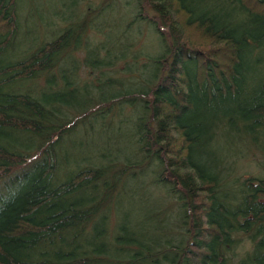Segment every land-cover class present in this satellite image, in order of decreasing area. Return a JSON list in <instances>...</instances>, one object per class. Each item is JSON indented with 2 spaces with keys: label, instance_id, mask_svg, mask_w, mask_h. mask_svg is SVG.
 <instances>
[{
  "label": "trees",
  "instance_id": "obj_1",
  "mask_svg": "<svg viewBox=\"0 0 264 264\" xmlns=\"http://www.w3.org/2000/svg\"><path fill=\"white\" fill-rule=\"evenodd\" d=\"M239 2L250 6L253 4L256 7L264 5V0H239ZM151 3L158 15L156 24L170 22L171 33L177 32V28L171 23L173 7L179 10L178 14L174 12L179 21L187 22L190 17L198 18L195 27L202 31V39L199 42L201 44L195 47L181 45V42L176 41V38L168 32L167 42L163 44L159 40L164 45L160 53L163 58L158 63V76L152 83H145L135 77L133 86L136 89L120 93L113 87L116 81L107 77L105 84L100 86L103 87V90H100L101 97L99 94L98 97L101 103L110 102L111 104L109 108L97 111L80 103L78 107L65 104L63 107L65 112H63L62 108L57 107L55 103L38 100L30 94L4 95L0 91V264L125 263L119 258L111 257V254L105 251L102 253L106 255L102 256L108 258L104 260L95 257L97 256L95 252H92L95 256L87 252V258H79L71 253V246L73 247L74 244L65 242L66 237H73L78 233L79 227L82 232H86L90 225L87 221L95 218L97 208L101 209L104 206L107 212L113 196L112 186L104 180L108 171L111 170L108 169L111 167L109 162L106 165L104 160H100L102 162L100 165L74 173V170H69L70 155L63 160V154L67 153L62 151L67 143L65 138L77 133L75 128L77 125L84 128L86 121L88 127L94 126L107 140H111V137L118 134L124 138L128 135L125 129H128L132 135L134 134L133 140L129 136V142L133 141L139 154L141 153L147 159H158L157 162L154 161L158 170H161L160 175L165 182L164 186L170 187L169 193L172 192L173 196L174 193L186 196L188 202L183 204L189 209L195 207L192 211L189 210L187 215V223L191 230H202L203 221L211 224L209 228L212 231L215 228L214 233L201 234V237L190 231L191 242L185 244L178 264H189L191 260L193 263L204 264L202 259L199 261L200 249L195 242L201 243V248L211 247L214 238L224 234L222 226L226 223L223 217L225 209L221 203L216 202L214 197V181L211 180L210 174L205 177L206 170L203 167L198 173L193 165L208 161L205 141L208 136L214 135L215 129L226 127L230 132L231 127H228V123L231 124L240 119L255 122L256 129L259 128V124L264 123V89H256L251 93H247V88L243 89L242 74L247 68L242 56L244 44L241 40H237L234 34L231 37L225 36L221 25L212 19L207 20L202 14L203 4L200 0H152ZM12 5V0L10 4H7L6 0H0V39L7 34L9 37V32L14 31L13 17H10L9 13L13 8ZM107 6H110V10L114 8L113 5L111 7L110 2ZM258 18L261 21V16ZM255 26L259 28L258 33L264 32V24L258 22ZM80 29L82 30V25ZM66 30L59 40L46 44V47L43 46L42 49H49L48 51H39L38 48L37 53L30 58L10 67L9 69L12 68L10 73H14L13 80L29 81L43 72H48L53 66L46 65L49 62L48 54L51 52L60 55L69 53L68 39H75L79 34L72 36V29ZM160 39L163 38L160 36ZM119 60H123V57ZM44 62L41 69L40 64ZM91 67L97 70L106 68L101 59H94ZM65 69L63 71H66ZM1 72L3 71L0 70V77L4 75ZM216 75L220 78L217 79ZM99 82L103 84L102 80ZM83 99V102L89 104L88 96H84ZM125 102L137 110L128 115L122 114L121 107ZM115 106H119L120 109L113 112L112 108L115 109ZM69 107L73 109V112L67 115ZM116 112L121 113L119 120L114 114ZM110 114H112L109 118L111 124L107 123V117ZM114 118L119 123H116ZM57 119L61 121L60 125ZM55 120L56 122L52 123ZM10 124L15 126L12 129L18 134L25 136L30 132L28 135H31L34 141L28 145V141L24 142L21 139L18 141L21 150L14 149L12 153L6 152L10 150L6 144L9 135L4 133V130H9ZM52 126L53 129H51ZM88 127L86 125L84 130L89 134ZM10 141L12 142L11 137ZM16 142L14 140L13 143ZM71 145L75 146L73 143ZM138 155L122 159L120 155H116V159L111 161L118 167H124L121 172L130 174L132 170L138 168L137 163L130 159L137 158ZM101 157L105 158V154L101 153ZM59 160L67 162L65 169L67 166L69 171L65 172L68 179L57 184L52 181L55 179L52 176H55V172L57 173L55 169L58 167ZM189 181L194 183L191 186L192 189ZM19 188L23 189L21 193H18ZM248 189L255 194L257 190H264V183L259 186H248ZM199 191L203 195H199L197 193ZM248 195L242 196L248 197ZM84 200L87 201L86 206H92L89 211H84L82 208ZM99 218L104 220L102 211ZM130 229L134 231V234L140 233L138 228ZM117 230L113 244L115 254L135 251L139 247L147 250L149 245L147 234L143 237L135 236L134 238L144 239L139 245H135L131 241L126 243L120 234L126 231L123 224ZM102 231V227H96L94 238H103ZM74 232L76 233L72 234ZM122 240L124 243L120 246L119 243ZM36 245L42 249L43 253L35 251ZM60 247H63L64 251ZM25 252L28 255L24 254ZM135 254L137 255L131 256L128 264L143 263L138 253Z\"/></svg>",
  "mask_w": 264,
  "mask_h": 264
},
{
  "label": "rangeland",
  "instance_id": "obj_2",
  "mask_svg": "<svg viewBox=\"0 0 264 264\" xmlns=\"http://www.w3.org/2000/svg\"><path fill=\"white\" fill-rule=\"evenodd\" d=\"M200 1L203 4L202 14L207 20L212 19L221 25L224 28L225 36L231 37L234 34L237 40H241L244 44L242 56L243 63L247 64V68L242 74L243 89L247 88V93L256 89H264V32L258 33L259 28L255 26L258 22L264 24V5L257 7L253 4L251 6L244 5L239 0ZM109 2L111 7L114 6L112 10H110V6H107ZM151 2L152 0H12L13 8L9 13L10 17H13L14 31L9 32V37L7 34L0 39V70L4 74L0 77L1 93L4 95L27 93L38 100L55 103L57 107L62 108L63 112H65L63 108L65 104L78 107L80 103L97 111L98 109H107L111 104L110 102L101 103L98 97V94L101 95L100 90H103V87L100 86L105 84L104 81L107 77L116 81L113 87L120 93L136 89L133 86L135 77L145 83H152L158 76V63L163 58L160 54L164 46L162 43L168 41L167 35L175 37L176 41L181 42L183 46L194 45L195 47L201 44L199 42L202 39V31L195 27L198 18L190 17L187 22L179 21L178 17L174 15V12L177 13L179 10L173 7L171 23L177 28V32L171 33L170 22L164 21L162 25L156 24L158 15H156ZM6 3L10 4V0H6ZM259 16H261V21H259ZM8 19L10 20V18ZM81 25L82 30L80 29ZM68 28L72 29V36L79 34L75 39H68L69 49L68 47L66 49L69 53L60 55L51 52L48 54L49 62L46 65L53 66L48 72H43L40 76L29 81L13 80L14 73H10L12 71V68L9 69L10 67L30 58L37 53L38 48L39 51H48L49 49H42L43 46L46 47V44L59 40ZM160 36L163 39H160ZM243 44H241L242 47ZM122 57L123 60H119ZM94 59H101L106 68L93 69L91 64ZM44 64L45 62L40 64L41 69ZM74 66L76 67L74 68ZM104 69L107 72L103 71ZM216 76L217 79L220 78L218 75ZM99 80H102L103 84H100ZM84 96L90 98L89 104L83 102ZM118 109L120 107L115 106L112 111ZM135 110L137 109L135 107L133 109L128 102H125L121 107V113L124 115ZM72 112L73 109L69 107L67 115ZM121 113H114L118 120ZM111 115L107 117V123L110 124ZM117 119L114 118V121L119 123ZM57 120L60 125L61 121ZM55 122L56 120L52 123ZM86 125L88 127L87 121L84 128L77 125L75 127L77 133L65 138L67 143L62 151H67V153L63 154V160L67 155H70L69 170H74V173L84 168L91 169L95 165H100L102 163L100 160H104L106 165L109 162L111 167L108 169L111 170L108 171L104 180L110 183L109 186H112L113 196L107 207L108 213L105 212L104 206L101 209L97 208L95 218H90L87 221L90 225L86 232H82L79 227L75 236L65 238L66 243L74 244L73 247L71 246V253L79 258H87V252L91 255H93L92 252H95L97 256H93L104 260L108 258L102 256L106 255L102 253L105 251L110 253L111 257L119 258L125 262L124 264H128L131 256L134 257L137 255L135 253H138L143 263L137 264H178L180 249H183L187 242H191L190 231L192 230L187 223V215L189 210L192 211L195 207L189 209L183 204L188 202L186 196H180L178 193H174L173 196L172 192L169 193L170 187L164 186L165 182L160 175L161 170L156 167L158 159H147L141 153L139 154L133 141L129 142L130 137L133 140L134 134L132 135L128 129H125L128 135L124 138L118 134L111 137V140H107L94 126L93 128L88 127L90 130L88 134L84 130ZM9 126L11 127L9 130H4V133L9 135L6 144L10 150H6V152L12 153L14 149L21 150V145L18 143L21 139L24 142L28 141V145L34 141V138L28 135L30 132L23 136L13 131L12 128L15 127L13 124ZM258 126L264 131V123ZM228 127H231L230 132H233L234 136L241 135L243 137L242 139L238 138L233 147L237 149L241 145L245 148L243 149L244 155L241 156L238 152L228 150L227 152L230 154H227L221 150L219 148L223 144L221 138L214 134L216 137L208 136L205 141L208 161L193 165V168L196 167L195 171L199 173L203 167L206 170L205 177H207L210 166L214 167L219 163L224 172L231 173L225 178V186L242 196L247 194L244 184L247 178H254L264 183V144L251 143V136L255 135L256 129L255 122L251 120H236L231 124L228 123ZM211 133L213 134V131ZM228 134L226 130H223L222 138L225 139ZM14 140L17 142L13 143ZM72 143L75 146L71 145ZM23 146L25 147V145ZM101 153L105 154V158L101 157ZM218 153H222L220 159ZM116 155H120L121 159L138 155L137 158L130 159L137 163L138 168L132 170L133 172L130 174L121 172L124 167H118L111 161L116 159ZM150 160L152 161L150 162ZM121 161L123 162V160ZM65 164L67 162L59 160L58 167L55 169L57 173L55 172V176H52L55 178L52 181L57 184L68 179V175L65 173L68 168L66 166L65 169ZM211 180L214 181L213 194L216 202L221 203L225 209L223 217L226 219V223L222 226L224 234L214 238L211 247L201 248L202 244L195 242V245L200 249L199 261L202 259L204 264H264V220L261 221L264 218V199L262 196L256 198L253 196L254 194L248 193V197L237 201L234 195L224 192L221 179L211 177ZM193 184L192 181H189L191 189ZM191 189L190 192L193 194ZM18 190H20L18 193H21L23 189L19 188ZM197 193L203 195L200 194L201 191ZM82 202L84 211H89L92 208L91 205L86 206V200ZM228 206L230 211L226 210ZM101 211L104 213V220L99 218ZM122 224L126 227V231L120 232V234L126 243L131 241L133 244L139 245L144 239L134 237H143L147 234L149 243L147 250L144 247H139L137 248L138 252L137 250H135L136 252L134 250L123 251L120 254H115L114 250L111 251L110 248H114L117 229ZM210 225L203 221L202 230L192 232L200 237L201 234H212L215 228L212 231L209 228ZM96 227L103 228V238H94ZM130 228H138L140 233L134 234ZM122 243H124L123 240ZM102 244L106 246L100 247ZM60 249L64 251L63 247ZM41 250L36 245L35 251L43 253ZM24 254L28 255L27 252ZM54 254L59 253L54 252ZM112 262L114 263V261ZM189 264H199V262L193 263L191 260Z\"/></svg>",
  "mask_w": 264,
  "mask_h": 264
},
{
  "label": "bare ground",
  "instance_id": "obj_3",
  "mask_svg": "<svg viewBox=\"0 0 264 264\" xmlns=\"http://www.w3.org/2000/svg\"><path fill=\"white\" fill-rule=\"evenodd\" d=\"M252 42H254L253 40H252ZM223 130H226L229 134L226 136V138L225 139H223L222 138V131ZM255 135H252L251 136V143H253V144H260V145H262V144H264V131H262V129L261 128H257V129H255ZM214 134H216V136H219L220 138H221V143H223L219 148L221 149V150H224L227 154H230L229 152H227V150L228 151H235V152H238V153H240L241 154V156L242 155H244V151H243V149H245V148H243L241 145H239V147L237 148V149H235L233 146L235 145V143L237 142V139L238 138H240V139H242L243 137L241 136V135H237V136H234L233 135V132L232 133H230L227 129H226V127H224V128H219L218 130H216L215 129V131H214ZM214 137H216L215 135H213ZM225 153V154H226ZM220 157H222V153H218V158L220 159ZM220 166H219V163L216 165V166H214V167H212V166H210V168H209V173L208 174H210L211 175V177H216V179H221L222 180V182H223V189H224V192H226L227 194H230V195H234L236 198H237V201L238 200H241V199H243L244 197L243 196H239V195H237L233 190H230V189H228L226 186H225V183H226V177H228L231 173L230 172H224L222 169H221V167L219 168ZM244 184L246 185L245 186V188H247V194L248 193H252L249 189H248V186H259L260 185V183H259V181L258 180H256V179H254V178H247V184H249L248 186H247V184H246V180H245V182H244ZM218 194V193H217ZM253 196H255L256 198H258L259 196H262V198L264 199V190L263 191H259V190H257L256 191V193L253 195ZM230 206V205H229ZM229 206L227 207V211H230V209H229ZM253 208H255L254 206H253ZM248 211H250V209H247ZM121 211V210H120ZM121 213V212H120ZM251 214V213H250ZM250 214H247V215H250ZM264 220V218L263 219H261V221H263ZM261 221H259V222H261ZM260 232H263L262 230H260ZM136 234V233H135ZM121 243L122 242H120L119 244H120V246H121ZM185 247V246H184ZM111 249V251H113V248L111 247L110 248ZM183 249H185V248H183ZM183 249L181 248L180 249V259H181V257H182V255H183Z\"/></svg>",
  "mask_w": 264,
  "mask_h": 264
},
{
  "label": "flooded vegetation",
  "instance_id": "obj_4",
  "mask_svg": "<svg viewBox=\"0 0 264 264\" xmlns=\"http://www.w3.org/2000/svg\"><path fill=\"white\" fill-rule=\"evenodd\" d=\"M193 234V233H192Z\"/></svg>",
  "mask_w": 264,
  "mask_h": 264
}]
</instances>
